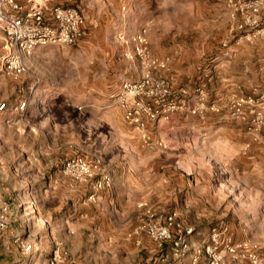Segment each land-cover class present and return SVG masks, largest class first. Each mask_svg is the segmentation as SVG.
I'll list each match as a JSON object with an SVG mask.
<instances>
[{
    "label": "rangeland",
    "instance_id": "obj_1",
    "mask_svg": "<svg viewBox=\"0 0 264 264\" xmlns=\"http://www.w3.org/2000/svg\"><path fill=\"white\" fill-rule=\"evenodd\" d=\"M90 4L77 3L84 17L85 7L91 11L78 45L41 47L27 58V68L22 73L14 76L0 72V101L6 103L0 109V123L15 124L20 143L27 133H42L48 142L57 145L46 148L57 161V167L49 172L57 171L62 163L59 170L66 175L63 164L72 156L98 157L115 182L112 167L104 157L107 153L113 158L119 154L127 157L124 164L139 173V188L115 189L112 194L120 208L127 213L134 210L136 217L104 229L105 237L98 234V228L82 227L75 221L82 211L70 210L68 225L64 219L59 220L65 211L54 212L58 221L55 224L52 220L50 226L53 234L64 240L63 255L77 264H117L113 256L119 264H182L189 257L177 256L169 241L154 240L145 226L170 213L184 224L178 215L189 198L208 200L195 203L194 210L183 213L193 231L207 228L200 222L227 224L234 240L249 239L264 252V118L260 130H253L250 107L244 108L245 118L232 115L233 98L255 93L259 85L247 91L239 84L237 92L226 94V87L214 82L213 68L204 71L219 57L231 54L226 50L229 45L254 39L263 43V39L245 36L247 31L235 28L225 0H121L105 3L107 10L96 0ZM122 4L127 5L128 34L117 18ZM145 24L150 55L165 62V67L155 74L167 79L179 99L180 89L186 90L184 108L173 112L167 121L147 122L148 142L136 127L115 124L113 114L109 131L107 120L104 126L99 125V116L90 117L78 109L72 115L60 103L45 105L46 114L36 111L31 115L17 108V103L28 97L39 100L44 94L60 91V86L48 83L50 80L62 85L75 74H79L80 85L82 81L109 80L112 75L118 80L138 79L141 63L125 56L130 42L121 41L117 35H130ZM72 46L75 50H71ZM205 74L211 77L206 79ZM4 138L6 133L0 137V148L6 146ZM160 139L164 145L157 144ZM183 175L191 181L189 189L181 184ZM112 186L113 183L109 188ZM89 194L78 196L75 203L85 209L84 204L96 201L99 192L93 200ZM69 202L64 200V209ZM189 240L191 244H201L190 237ZM225 264L241 263L231 259Z\"/></svg>",
    "mask_w": 264,
    "mask_h": 264
},
{
    "label": "crops",
    "instance_id": "obj_2",
    "mask_svg": "<svg viewBox=\"0 0 264 264\" xmlns=\"http://www.w3.org/2000/svg\"><path fill=\"white\" fill-rule=\"evenodd\" d=\"M19 1L24 3L26 0ZM36 1L41 2L46 7H50L54 4L77 5L79 2L83 4L86 3L89 7L91 5L90 3L94 0ZM116 1L121 0H96V2H99L102 9L103 7L106 8L105 10H107V7L104 6L105 3L113 4L116 3ZM125 6L127 5L122 4L120 6L117 18L120 19L121 24L123 23L121 27L125 28L128 34L129 31L126 26L128 25L126 24L128 21V13ZM122 7H125V13ZM84 10L87 14L91 12L90 9L86 7ZM262 13H264V9ZM87 14L84 17L82 12L84 17L83 29H87V23L89 22L85 19L89 17ZM2 39V33L0 32V44ZM78 41L71 45H78ZM74 48L75 47L72 46L71 50ZM226 50H229L231 54L227 56V58L223 56L219 57L212 66L205 67V73L210 70V68H213L214 82L220 84V87L225 86L226 94L237 92L239 84H242L247 91L253 85H259V89H263L264 42L260 43V41L254 39L251 42L243 44H231ZM260 51H262V53ZM139 67L141 70V65H139ZM74 72L78 73V69ZM62 73H65V71ZM78 76L79 74H75V78L72 77L70 81H64L65 84L61 83L62 85L50 80L48 83L52 86H60V91L44 94L45 97L42 99L39 97V100H37L35 96L28 97L26 100L24 99L26 102L24 107H19L20 102L23 101L21 100L17 103V108L31 115L35 114L36 111H39V113L42 111V113L46 114L47 108L45 105L50 103L59 105L60 103L69 114L75 115L78 113V109L82 110L84 115L90 117L91 115L99 116L102 120L99 125L104 126V121L107 120L106 126L109 131H111L112 128V124H109L112 120L110 118L112 114L116 115L115 117L117 118L115 124H119L121 127L126 128L125 126L127 123L123 118L122 109L110 104L108 99L109 92L117 89L126 78L122 77L121 80H118L112 75L109 80H93V82L82 81L80 85ZM205 77L209 79L211 75L205 74ZM118 81H120L119 84H117ZM2 102L5 103V101L1 100L0 103ZM15 129H18L15 124L8 123L4 125L0 123V137H2L4 133L7 134V138H4L6 139L4 141L6 146L0 148V204H7L9 207V225L0 233V264H47L48 252L52 246L57 244L62 251L64 240L62 237L54 235L50 226L52 220H54L55 224L57 223L58 220L54 212L60 209L66 213V215L62 214L64 218L60 217V221L64 219L68 225L71 219V214L68 212L70 210L82 211L80 215L76 216L75 221L78 223L81 222L82 227L98 228V234L100 236L104 235V237L107 235V232L103 231L104 229L110 230L111 227L130 221L136 217V212L134 210L127 213L126 210H123L117 205L119 204L117 198L112 197L115 189L139 188V173L135 170H129L128 166L124 164L127 157L122 154L114 158L107 153L104 155L107 163L112 167L115 182H113L112 188H102L99 191L97 200L91 202L92 204L88 205L83 203L86 208L82 209L80 208V203H75V200H77L78 196L87 195L91 192L92 180L86 182L72 180L59 170L62 163L57 171L53 170V172H49L50 168L57 167V161L56 157L52 158L49 156L46 148H56L57 145H52L48 142L42 133H27L26 136H23V142L20 143V135L16 133ZM25 129L23 128L24 131ZM9 132L10 135H8ZM0 146L3 147L2 145ZM58 174L61 175V178L57 177ZM182 177L181 184H183V187H185V185L188 186L189 189L191 181L185 175ZM197 188L201 190L204 189L200 186ZM50 196L51 198H49ZM202 199L203 198L199 201V199L189 198L188 203L184 200L185 208L182 212H179L178 216L181 218L182 222H184L185 226H188L187 223L190 224V222H187L183 213L194 210L195 203L200 204L208 201L207 199ZM64 200L70 201L65 209L63 208ZM67 202L68 201H66V203ZM52 216L54 217L52 218ZM200 224L202 227L207 228L194 230L190 238L195 242L203 243L207 240L209 229L213 223L200 222ZM47 228L49 230L48 233ZM99 229H101V231H99ZM77 230L79 231V226ZM202 234H205V236H197ZM26 244H30L31 246L28 251L23 250V246ZM174 258L173 256L171 259L174 260ZM65 259L67 261L69 260V263L77 264L74 260L66 256ZM112 259H114V263H120L119 260H115V256H113ZM182 264H189V260L186 258L183 260ZM199 264H205L203 257L200 259Z\"/></svg>",
    "mask_w": 264,
    "mask_h": 264
},
{
    "label": "built area",
    "instance_id": "obj_3",
    "mask_svg": "<svg viewBox=\"0 0 264 264\" xmlns=\"http://www.w3.org/2000/svg\"><path fill=\"white\" fill-rule=\"evenodd\" d=\"M225 5L237 30L247 31L245 36L264 39V0H225ZM122 9L125 13V7ZM83 24L84 17L77 5L54 4L46 7L36 0H26L24 3L0 0V32L3 37L0 44V72L16 76L26 70L27 58L37 49L76 43L84 33ZM147 24L130 35L118 33L121 41L130 42L125 56L140 61L141 74L138 79L122 81L117 89L108 94L110 104L122 109L125 122L136 127L145 142L150 139L146 131L147 122L169 120L173 112L184 108L186 94L185 89H180L182 98L179 99L170 89L167 79L155 74L156 70L165 67V62L149 53ZM25 104L23 100L19 107ZM4 105V102L0 103V109ZM245 107L251 108L252 129L260 130L264 118V88L234 97L232 115L245 118ZM157 144L164 145L161 139ZM102 164L98 157L76 155L65 160L63 172L76 181L92 180L88 197L93 200L97 192L111 187L113 183L110 173ZM8 209L7 204H0V233L9 225ZM145 227L154 240L169 241L177 256H188L189 264H199L202 257L205 264H225L231 259L241 264H264V252L258 250L249 239L234 240L227 224L212 225L207 240L201 244L190 243L193 228L181 224L175 213L166 214L162 219L155 218ZM30 247V244H26L23 250L28 251ZM47 264L73 263L65 259L60 246L56 244L48 252Z\"/></svg>",
    "mask_w": 264,
    "mask_h": 264
}]
</instances>
